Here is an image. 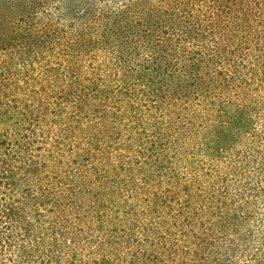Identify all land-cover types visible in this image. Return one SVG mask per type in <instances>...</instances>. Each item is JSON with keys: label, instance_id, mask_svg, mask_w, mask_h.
Returning a JSON list of instances; mask_svg holds the SVG:
<instances>
[{"label": "trees", "instance_id": "trees-1", "mask_svg": "<svg viewBox=\"0 0 264 264\" xmlns=\"http://www.w3.org/2000/svg\"><path fill=\"white\" fill-rule=\"evenodd\" d=\"M0 264H264V0H0Z\"/></svg>", "mask_w": 264, "mask_h": 264}]
</instances>
